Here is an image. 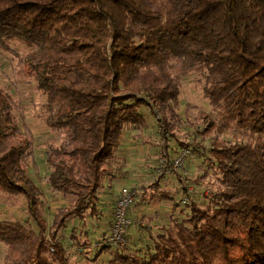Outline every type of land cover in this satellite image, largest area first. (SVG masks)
I'll list each match as a JSON object with an SVG mask.
<instances>
[{
  "label": "trees",
  "instance_id": "1",
  "mask_svg": "<svg viewBox=\"0 0 264 264\" xmlns=\"http://www.w3.org/2000/svg\"><path fill=\"white\" fill-rule=\"evenodd\" d=\"M0 53L43 99L35 118L48 132L41 188L28 171L32 135L0 85V264H264V0H0ZM189 74L206 114L181 107ZM142 108L162 173L127 208L138 244L103 261L111 246H92L73 222L98 219L123 135L146 126ZM183 128L190 139L168 148ZM180 148L199 159L198 191L180 175L177 188L159 183ZM46 194L61 199L49 220ZM140 204L167 205L165 220L137 218Z\"/></svg>",
  "mask_w": 264,
  "mask_h": 264
},
{
  "label": "rangeland",
  "instance_id": "2",
  "mask_svg": "<svg viewBox=\"0 0 264 264\" xmlns=\"http://www.w3.org/2000/svg\"><path fill=\"white\" fill-rule=\"evenodd\" d=\"M11 65L12 62L9 55L0 53V85L7 88L13 95L19 107L18 115L20 117V121L26 124L34 142L33 155L28 163V171L35 182L41 188H44V175L46 167L43 162L39 143L40 141L48 137V132L40 127L35 118L38 113V106L43 102V99L33 91L30 83L23 80H17L11 75ZM194 80V74H189L183 77L181 81V107H184L186 105L193 106V115L195 114V111H200L201 113L206 114L208 113V106L206 104V101L200 96V93L194 89ZM142 111L146 114L145 128L142 131H139V135L137 136L132 134L135 133L133 131H131L129 135H127V133L126 135L124 134L122 137V143L117 150L115 161L120 165V168L118 170L119 177L113 180L108 186L110 195H112L122 185L132 186L136 188L137 192L140 189L141 185L148 183V181H151L153 177L159 174L158 170L160 168V162L161 164L164 163L163 158L159 155L160 145L158 142V135L156 134L157 127L155 118L151 113H149L147 109L142 108ZM185 131L186 129L183 128L180 132L175 133L176 137L168 136L166 141L168 148L175 149V143L177 139L189 140L190 135L186 134ZM179 150L186 152L183 156L181 164L177 166L179 168L177 169L176 167H173L171 165V168H176L177 171L174 173L165 172L163 178L160 179L159 183L165 188L173 187L174 189L179 185L177 179L181 178L180 176H183L181 182H185L189 185H187L188 191H198L199 188L193 186L191 181L194 179L196 172L199 171V159H197L193 154L187 152L184 148H180ZM203 188H201L200 191L204 192L206 190V187L204 189ZM136 192L134 193V195L136 194ZM182 196L183 194L180 191H177L173 197V201L179 203V200ZM60 203L61 199L57 198V196L50 197V195L46 194V210L44 212V215L47 220H49L50 218L51 211L56 206L60 205ZM180 207L181 206L179 205V208ZM0 211L4 215L9 214L7 212V209L1 206ZM157 212L159 213L158 222L160 224L166 218V211H162V209H159L158 206ZM10 213L17 218L23 217V212L20 209L12 210L10 211ZM96 221L97 220L93 218H88L87 216L85 217L83 224L79 225V228H81L80 238H83L82 232L84 230L88 233L86 238H91L90 227L93 226V222ZM133 221L134 220L132 219L130 221L131 223L128 226L129 238L135 230L133 229ZM67 238L68 237H66V239ZM69 250L72 251V248L70 247ZM112 250L113 247L111 246L108 251L103 252L100 255L101 260H106L110 256ZM79 262L82 263V260H80Z\"/></svg>",
  "mask_w": 264,
  "mask_h": 264
},
{
  "label": "built area",
  "instance_id": "3",
  "mask_svg": "<svg viewBox=\"0 0 264 264\" xmlns=\"http://www.w3.org/2000/svg\"><path fill=\"white\" fill-rule=\"evenodd\" d=\"M185 153L186 152L184 151H180L178 155L174 157L171 165L173 167L179 166L182 162ZM158 171L159 174L162 173L161 165ZM135 192L136 188L132 186L122 185L119 189H117L108 230L101 237L96 239L93 242L92 246L100 247L104 245H109L118 249L124 248L127 242L125 238V233L130 224V220L127 217L126 212ZM185 203H187V197L183 195L179 200V205L182 206Z\"/></svg>",
  "mask_w": 264,
  "mask_h": 264
},
{
  "label": "crops",
  "instance_id": "4",
  "mask_svg": "<svg viewBox=\"0 0 264 264\" xmlns=\"http://www.w3.org/2000/svg\"><path fill=\"white\" fill-rule=\"evenodd\" d=\"M116 192H117V190L112 195H110L109 194V188H106V189H103L101 191V193L99 194V201H100L99 209L101 210V212L99 213L98 219H96L97 221L93 222L95 225L93 224V226L90 227V229L92 230V231L90 230L91 240H95V239L101 237L108 230L110 220H111L110 211L112 210V207H113ZM156 207L153 205L140 204L136 208L132 209V214L137 216V218H139L142 215H146V216L152 215V213L157 211ZM159 209H162V211H166L167 205H162L161 208H159ZM73 224H77V226L79 227L78 222H73ZM133 225H134L133 229H135V230L132 233L130 238L128 235V228L126 230V234L128 235L127 236L128 237L127 238V244H131L133 242L138 244L137 237L140 235L139 228L137 229V227L134 223H133ZM133 229H131V230H133ZM141 240L143 241V239H141ZM142 241H140V242H142Z\"/></svg>",
  "mask_w": 264,
  "mask_h": 264
}]
</instances>
